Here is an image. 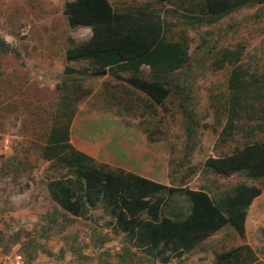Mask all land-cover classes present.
I'll return each instance as SVG.
<instances>
[{"label": "rangeland", "instance_id": "1", "mask_svg": "<svg viewBox=\"0 0 264 264\" xmlns=\"http://www.w3.org/2000/svg\"><path fill=\"white\" fill-rule=\"evenodd\" d=\"M65 1L0 0V34L15 49L0 51V229L12 237L21 232L19 242L11 240L8 250L0 249V264H13L17 253L22 254V264H162L135 248H131L132 258L121 257L126 245L123 235L107 224L109 215L102 207L94 208L91 218L75 217L48 191V179L58 172L41 157L38 146L45 141L59 103L61 92L56 85L62 80L65 65H87L85 60L67 61L66 50L71 42L80 43L92 33L89 26L70 25L64 13ZM110 1L119 10L150 3L164 16L168 36L187 40L194 64L204 59L208 47L240 46L242 61L264 71V4H247L213 23L199 24L182 16L183 10L176 3ZM231 68L226 64L216 69L209 58L197 71L193 95L199 124L196 147L190 156L186 154L185 117L177 91L164 106L151 108L144 92L108 73L97 72L83 80L91 92L79 101L77 111L79 105L116 107L129 119L134 118L141 129L148 131L150 141L163 145L164 170L158 177L169 184L208 188L216 201L240 182L261 186V196L249 207L247 232L239 240L232 237L230 245L248 244L255 255L249 264H264V177L254 178L245 172L222 175L205 164L209 156L227 154L245 142L264 138V130L253 135L223 133ZM149 72V66L144 65V76ZM129 101L134 105L127 112ZM170 205L177 211H189L184 193L172 195ZM37 245L36 256L31 258L26 248ZM203 255L173 257L168 264H215L213 250Z\"/></svg>", "mask_w": 264, "mask_h": 264}, {"label": "trees", "instance_id": "2", "mask_svg": "<svg viewBox=\"0 0 264 264\" xmlns=\"http://www.w3.org/2000/svg\"><path fill=\"white\" fill-rule=\"evenodd\" d=\"M158 1L178 4L183 10L182 16L199 24L213 23L247 4H264V0ZM64 13L72 27L89 26L92 33L87 40L71 42L66 50L67 61L85 60L87 65H65L62 80L56 85L61 92L60 100L45 141L38 146L41 157L58 172L47 181L52 199L66 212L81 218H91L93 209L102 207L109 215L107 224L123 235L126 243L123 258H132L131 248H135L168 264L173 257L182 256L228 223L244 236L249 207L262 193L259 186L241 182L232 194L216 201L205 189L165 184L113 168L73 145L71 124L77 104L91 92L82 84L83 80L106 70L109 75L144 92L151 108L164 106L174 91L179 93L189 149L186 154L190 156L196 147L199 124L193 95L197 71L209 58L216 69L226 64L232 66L223 131L227 135L239 131L253 135L264 130V71L242 61L240 46L208 47L204 59L194 64L187 40L170 38L164 16L150 3L119 10L110 0H66ZM9 50L15 51L0 34V51ZM144 65L150 68L148 76L143 74ZM133 105L129 101L126 111L130 112ZM205 164L222 175L245 172L251 177L263 178L264 138L245 142L227 154L209 156ZM176 193L187 196V213L171 207L170 197ZM20 238L19 231L12 237L0 229V249L8 250L11 240L15 243ZM31 240L32 245L34 239ZM37 250L38 245L30 250L26 248L31 258L36 256ZM254 256L251 247L242 244L217 253L215 264H249L255 260Z\"/></svg>", "mask_w": 264, "mask_h": 264}, {"label": "crops", "instance_id": "3", "mask_svg": "<svg viewBox=\"0 0 264 264\" xmlns=\"http://www.w3.org/2000/svg\"><path fill=\"white\" fill-rule=\"evenodd\" d=\"M70 139L75 147L113 168H121L169 184L158 177L160 172L164 170L163 145L158 146L157 143L150 141L147 132L141 129L140 124L134 118L129 119L116 107L111 109L101 106L95 109L84 108L83 105H79V109L72 120ZM259 187L261 188V186ZM203 189L212 196L208 188ZM254 201L251 205L254 204ZM171 207L177 211L175 205ZM248 217L249 210L245 233L247 232ZM234 236L238 240L239 237H243L228 223L194 248L186 251L180 258H184L186 255L192 256V253H196L199 258H204L201 256H204L203 254L206 252L211 254V250L216 255L232 247L245 244L241 242L236 246L230 245V239ZM210 237L213 238L209 240Z\"/></svg>", "mask_w": 264, "mask_h": 264}, {"label": "built area", "instance_id": "4", "mask_svg": "<svg viewBox=\"0 0 264 264\" xmlns=\"http://www.w3.org/2000/svg\"><path fill=\"white\" fill-rule=\"evenodd\" d=\"M22 262H23L22 254L20 253L15 254L13 259V264H22Z\"/></svg>", "mask_w": 264, "mask_h": 264}, {"label": "water", "instance_id": "5", "mask_svg": "<svg viewBox=\"0 0 264 264\" xmlns=\"http://www.w3.org/2000/svg\"><path fill=\"white\" fill-rule=\"evenodd\" d=\"M100 73L104 74V73H107L106 70H102L100 71Z\"/></svg>", "mask_w": 264, "mask_h": 264}]
</instances>
